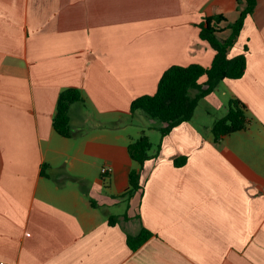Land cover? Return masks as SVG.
Instances as JSON below:
<instances>
[{
	"label": "crops",
	"instance_id": "obj_1",
	"mask_svg": "<svg viewBox=\"0 0 264 264\" xmlns=\"http://www.w3.org/2000/svg\"><path fill=\"white\" fill-rule=\"evenodd\" d=\"M216 15L236 22L237 0H0V264H264V0L229 52L244 76L222 81L247 130L215 143L218 119H192L162 138L165 124L130 114L170 67L211 66L199 25ZM66 89L83 96L73 138L53 126ZM146 128L162 149L141 166L128 147ZM132 170L143 189L128 200Z\"/></svg>",
	"mask_w": 264,
	"mask_h": 264
},
{
	"label": "trees",
	"instance_id": "obj_2",
	"mask_svg": "<svg viewBox=\"0 0 264 264\" xmlns=\"http://www.w3.org/2000/svg\"><path fill=\"white\" fill-rule=\"evenodd\" d=\"M237 3L239 18L236 22L228 24L226 28L221 27L222 23L227 22V18L223 15L206 17L199 25L201 40L208 42L215 51L210 67L199 64L186 67L172 66L162 75L154 95L142 96L132 102L131 115L141 112L148 119L165 124L158 129L162 138L181 124L190 122L200 100L213 93L222 81L238 80L244 76L247 64L245 54L229 57V52L240 36L246 18L254 13L257 0H237ZM226 29L230 30L231 34L227 39H221L218 35ZM202 78H206L204 83H200ZM80 102H83V96L77 89H66L59 96L53 126L56 132L65 138H73L76 135L70 125L69 113L71 106ZM122 124V121H118L107 126L118 128ZM249 124L246 104L238 98H231L225 116L217 120L212 127L215 143L220 142L227 135L247 130ZM152 149L153 144L146 135L133 141L128 147L130 157L141 166L159 156L162 144L157 146L154 155L151 154ZM186 161V157H181L175 160V165L182 166ZM142 189L141 172L132 170L129 176V189L122 198L130 200ZM117 222L116 217H110V225H115ZM151 236L152 233L143 228L135 236L128 234L127 244L132 251H136Z\"/></svg>",
	"mask_w": 264,
	"mask_h": 264
},
{
	"label": "rangeland",
	"instance_id": "obj_3",
	"mask_svg": "<svg viewBox=\"0 0 264 264\" xmlns=\"http://www.w3.org/2000/svg\"><path fill=\"white\" fill-rule=\"evenodd\" d=\"M203 80L205 81V79H202V81ZM230 99L231 96L228 93L226 85L221 82L213 93L200 100L198 108L196 109L195 115L193 117L195 124L207 125L212 119L219 120L223 118L225 113L227 112L226 110L228 109ZM137 119L138 117L135 118L134 122H136L135 124H138L140 128L143 127L142 124H149V120L147 121V119ZM144 128L145 127H143V129ZM145 132L154 146L159 143V139L161 137L159 132H150L147 128ZM120 207L123 210L126 206L125 204H123L122 206H118V208Z\"/></svg>",
	"mask_w": 264,
	"mask_h": 264
},
{
	"label": "built area",
	"instance_id": "obj_4",
	"mask_svg": "<svg viewBox=\"0 0 264 264\" xmlns=\"http://www.w3.org/2000/svg\"><path fill=\"white\" fill-rule=\"evenodd\" d=\"M110 172H111V169L109 167L105 166L102 168V175L104 177H107L110 174Z\"/></svg>",
	"mask_w": 264,
	"mask_h": 264
}]
</instances>
